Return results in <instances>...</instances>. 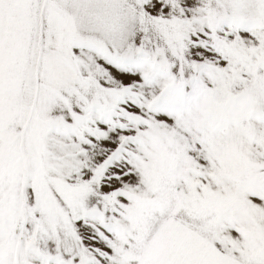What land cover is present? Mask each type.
Wrapping results in <instances>:
<instances>
[{
	"label": "snow or ice",
	"instance_id": "snow-or-ice-1",
	"mask_svg": "<svg viewBox=\"0 0 264 264\" xmlns=\"http://www.w3.org/2000/svg\"><path fill=\"white\" fill-rule=\"evenodd\" d=\"M0 264H264V0H0Z\"/></svg>",
	"mask_w": 264,
	"mask_h": 264
}]
</instances>
